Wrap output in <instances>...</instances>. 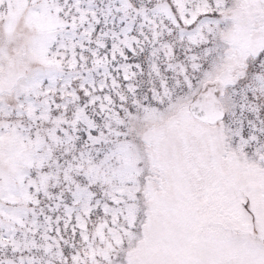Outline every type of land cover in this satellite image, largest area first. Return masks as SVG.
Segmentation results:
<instances>
[{"label": "snow or ice", "instance_id": "obj_1", "mask_svg": "<svg viewBox=\"0 0 264 264\" xmlns=\"http://www.w3.org/2000/svg\"><path fill=\"white\" fill-rule=\"evenodd\" d=\"M0 264H264V0H0Z\"/></svg>", "mask_w": 264, "mask_h": 264}]
</instances>
